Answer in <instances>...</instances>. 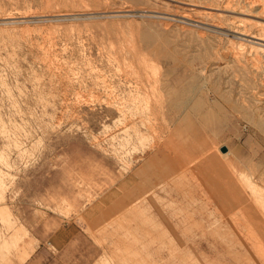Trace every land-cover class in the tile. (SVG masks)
Masks as SVG:
<instances>
[{
    "label": "rangeland",
    "instance_id": "374dc122",
    "mask_svg": "<svg viewBox=\"0 0 264 264\" xmlns=\"http://www.w3.org/2000/svg\"><path fill=\"white\" fill-rule=\"evenodd\" d=\"M251 2L0 0V264H264Z\"/></svg>",
    "mask_w": 264,
    "mask_h": 264
},
{
    "label": "bare ground",
    "instance_id": "6f19581e",
    "mask_svg": "<svg viewBox=\"0 0 264 264\" xmlns=\"http://www.w3.org/2000/svg\"><path fill=\"white\" fill-rule=\"evenodd\" d=\"M228 1H230V0H228ZM250 1H251V0H250ZM254 1H255V0H253V2H254ZM256 1H257V0H256ZM248 2H249V1H248ZM253 2H251L250 4H253ZM225 3H226V2H225ZM229 3H230V2H229ZM229 3H227V4L229 5ZM183 4H184V3H183ZM188 4H189V3H188ZM261 4H262V3H261ZM190 5H191V3H190ZM193 5H194V4H193ZM228 5H227V6H228ZM234 5H235V4H234ZM188 6H189V5H188ZM207 6H209V5H207ZM215 6H216V5H215ZM225 6H226V5H225ZM237 6H238V5H237ZM255 6H256V5H255ZM211 7H212V6H211ZM216 7L219 8L218 6H216ZM228 7H230V6H228ZM201 8H202V7H201ZM207 8H208V7H207ZM220 8H221V7H220ZM235 8H236V7H235ZM235 8H233V9L235 10ZM210 9H211V8H210ZM260 9H261V10H260V13H263V14H264V6H260ZM197 10H198V9H197ZM204 10H205V9H204ZM215 10H216V9H215ZM215 10H214V11H215ZM217 10L219 11L220 9H217ZM226 10H227V9H226ZM226 10H225V9H223V10L221 9L220 11L223 12V11H226ZM234 10H233V13H234ZM240 10H241V9H240ZM240 10H239V11H240ZM210 11H211V10H210ZM210 11H208V12H210ZM218 11H217V12H218ZM220 11L218 12L219 14H220ZM228 11H229V10H228ZM237 11H238V10H237ZM245 11H246V9H245ZM249 11H250V10H249ZM254 11L256 12V9H255ZM257 11H258V10H257ZM204 12H206V11H204ZM208 12H207V14H208ZM230 12H231V11H230ZM235 12H236V11H235ZM153 13H154V12H153ZM228 13H229V12H228ZM204 14H205V13H204ZM210 14H211V13H210ZM231 14H232V12H231ZM263 14H262V15H263ZM162 15H163V14H162ZM162 15H161V16H162ZM244 15H245V14H244ZM255 15H256V13H255ZM255 15H254V16H255ZM182 16H185V15H182ZM224 16H225V15H224ZM248 16H250V15L248 14ZM251 16H252V15H251ZM256 16H258V14H257ZM256 16H255V17H256ZM263 16H264V15H263ZM150 17H151V16H150ZM165 17H166V16H165ZM165 17H164V18H165ZM186 17H187V14H186ZM238 18H239V17H238ZM238 18H237V20L240 21L242 24H245V25H248V22H251V21H248V20H247L248 22L245 21V20H239ZM162 19H163V18H162ZM170 19H171V18H170ZM235 19H236V18H235ZM241 19H242V18H241ZM245 19H246V18H245ZM167 20H168V19H167ZM164 21H165V20H164ZM184 22H185V21H184ZM232 22H233V21H232ZM234 23H235V21H234ZM234 23H233V24H234ZM241 23H240V24H241ZM242 24H241V25H242ZM250 24H251L253 27L255 26L256 29L258 30V31H257V30L255 29V30L257 31V33H256V35H255V34L252 35L251 38H252V39L259 40V41H262V42L264 43V24H261V23H259V22H257V21H252L251 23H249V25H250ZM238 25H239V24H238ZM241 25H240V26H241ZM238 27H239V26H238ZM245 28H246V27H245ZM252 29H253V28H252ZM244 31L246 32V30H244ZM238 32H241V31H238ZM235 33H236V32H235ZM241 33H243V32H241ZM241 35H242V34H241ZM243 35H244V34H243ZM245 36H247V35H245ZM251 48H252V47H251ZM244 49H245V48H244ZM253 50H255V49H253ZM233 51H234V50H233ZM239 51H240V50H239ZM239 51H238V54H239ZM257 52H258V51H256V53H257ZM261 52H262V51H261ZM248 54H249V53H248ZM248 54H247V55H248ZM239 55H240V54H239ZM247 59H248V57H247ZM245 60H246V59H245ZM251 66H252V65H251ZM253 67H254V66H253ZM259 69H260V68H259ZM194 77H195V76H194ZM182 120H183V119H182ZM183 121H184V120H183ZM260 123H262V122H260ZM258 125H259V124H258ZM259 126H260V125H259ZM263 127H264V126H263ZM139 134H140V133H139ZM203 156H204V155H203ZM230 171H231V170H230ZM182 172H183V171H182ZM178 174H179V173H177L176 175H178ZM182 174H183V173H182ZM176 175H175V176H176ZM180 176H181V175H180ZM180 176H179V177H180ZM183 176H184V175H183ZM173 177H174V176H173ZM173 177H172V178H173ZM234 177H235V176H234ZM172 178H170V179H172ZM176 178H177V176H176ZM182 179H183V178H182ZM170 181H173V180H170ZM168 182H169V181H168ZM253 185H254V184H253ZM254 186H255V185H254ZM244 191H245V190H244ZM149 194H150V193H149ZM248 198H249V197H248ZM254 199H255V198H254ZM159 201H160V200H159ZM162 201H163V200H162ZM155 202H157V201L155 200ZM261 202H262V201H261ZM158 203H159V202H158ZM224 204H225V203H224ZM230 204H231V203H230ZM261 204H262V203H261ZM261 204H260V205H261ZM248 205H250V202H249ZM131 206H134V205L131 204ZM250 206H251V205H250ZM140 207H141V205H140ZM129 208H132V207H129ZM133 208H134V207H133ZM133 208H132V210L136 209V208H134V209H133ZM137 208H138V206H137ZM235 208H236V207H235ZM235 208H234V209H235ZM4 209H6V208H4ZM142 209H143V208H142ZM128 210H129V209H128ZM128 210H127V211H128ZM6 211H7V210H6ZM124 211H126V210H124ZM143 211H144V210H143ZM2 212H3V210H2ZM133 212H135V211H133ZM138 212H139V210H138ZM234 212H235V211H234ZM258 212H259V211H258ZM5 213H6V212H5ZM123 213H124V212H123ZM125 213H126V212H125ZM127 213H128V212H127ZM129 213H130V212H129ZM135 213H136V212H135ZM135 213H134V214H135ZM121 214H122V213H121ZM140 214H141V213H140ZM144 214H146V213H144ZM130 215H131V214H130ZM122 216H123V215H122ZM134 216H135V215H134ZM136 216L138 217L139 215L136 214ZM141 216H142V215H141ZM129 217H130V216H129ZM142 217H143V216H142ZM234 217H235V216H234ZM113 218H114V217H113ZM132 218H133V216H132ZM139 218H140V217H139ZM147 218H148V217H147ZM246 218H247V217H246ZM122 219H123V218H122ZM111 220H112V219H111ZM111 220H110V221H111ZM123 220H125V219H123ZM131 220L133 221V219H131ZM134 220H135V219H134ZM144 220H145V219H144ZM144 220H143V221H144ZM237 220H238V219H237ZM126 221H128V219H127ZM243 221H244V220H243ZM112 222H113V221H112ZM124 222H125V221H124ZM141 222H142V221H141ZM146 222H147V221H146ZM146 222H145V223H146ZM120 223H121V222H120ZM148 223H149V222H148ZM108 224H109V223H108ZM118 224H119V223H118ZM119 225H120V224H119ZM123 226H124V225H123ZM121 227H122V226H121ZM107 230H108V229H107ZM129 231H130V230H129ZM153 231H154V230H153ZM155 231H156V230H155ZM159 233H160V232H159ZM161 234H162V233H161ZM253 234H254V233H253ZM253 236H254V235H253ZM121 237H122V236H121ZM148 237H149V236H148ZM158 237H159V236H158ZM249 237H250V236H249ZM255 237H256V235H255ZM252 238H254V237H252ZM252 238H251V239H252ZM154 239H155V238H154ZM11 240H12V239H11ZM135 240H136V238H135ZM136 241H137V240H136ZM263 243H264V242H263ZM4 244H5V246H6V242H5ZM116 244H117V243H116ZM120 245H121V244H120ZM11 246H12V245H11ZM15 246H16V245H15ZM130 246H131V245H130ZM3 247H4V246H3ZM3 247H2V248H3ZM6 248H7V247H6ZM259 248H260V247H259ZM261 248H262V247H261ZM121 249H122V248H121ZM256 249H257V248H256ZM262 249H263V248H262ZM7 250H9V249H7ZM20 250H21V249H20ZM263 250H264V249H263ZM259 251H260V250H259ZM261 251H262V250H261ZM5 252H6V251H5ZM19 253H20V252H19ZM119 253H120V252H119ZM119 253H118V254H119ZM138 254H139V253H138ZM21 256H22V255H21ZM23 256H24V255H23ZM7 257H8V256H7ZM118 257H119V256H118ZM127 258H128V257H127ZM131 259H132V258H131ZM131 259H129V260H131ZM134 259H135V258H133L132 261H133ZM3 260H4V259H3ZM20 261H21V259H20ZM139 261H140V260H139ZM3 262H4V261H3ZM125 263H126V262H125ZM134 263H136V262H134ZM132 264H133V263H132Z\"/></svg>",
    "mask_w": 264,
    "mask_h": 264
},
{
    "label": "water",
    "instance_id": "95a60500",
    "mask_svg": "<svg viewBox=\"0 0 264 264\" xmlns=\"http://www.w3.org/2000/svg\"><path fill=\"white\" fill-rule=\"evenodd\" d=\"M226 149H224L223 151H225Z\"/></svg>",
    "mask_w": 264,
    "mask_h": 264
}]
</instances>
